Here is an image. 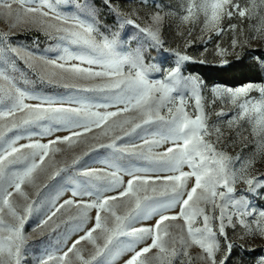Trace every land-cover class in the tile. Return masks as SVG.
<instances>
[{
	"label": "snow or ice",
	"instance_id": "snow-or-ice-1",
	"mask_svg": "<svg viewBox=\"0 0 264 264\" xmlns=\"http://www.w3.org/2000/svg\"><path fill=\"white\" fill-rule=\"evenodd\" d=\"M104 3L118 22L136 28L146 41L129 51L125 48L126 32H100L95 8L88 3H78L77 13L69 14L59 10V0L55 4L51 0H0V19L10 21L8 32H0V264H24L25 222L37 206L36 201L29 200L25 186H35L36 173L47 170L54 154L62 151L59 145L71 147L93 129H99L104 136L114 133L110 143L98 144L99 148L113 150L107 170L76 169L80 157L73 159L76 175L68 177L73 188L72 198L62 203L58 198L52 200L41 226L48 225L58 213L73 205L79 211L81 223L93 222L67 251L49 253L39 264H105L98 258L123 253L130 254L123 264H192L193 258L187 250L191 245L201 249L202 255L198 258L206 264H227L235 247L227 238V225L242 228L241 239L247 235L264 239V224L253 219L256 213L250 211L247 197L237 200L232 195L237 180L248 186V192L257 187L258 181L250 178L248 171L254 166L256 156L264 158V87L259 89V99L249 96L254 90L251 84L236 90L214 89L236 108V115L227 120L226 134L224 125L208 121L202 105L201 82L196 77L182 75L180 61H188V56L177 53L176 66L167 71L164 80L149 79L148 69L153 66L147 64L144 48L145 44L149 51L163 46L160 25L164 17L160 12L153 13L152 23L144 27L131 15L123 17L111 0ZM14 4L18 7H13ZM253 6H256L255 0ZM201 11L207 29L217 34L223 31L221 24L225 18L230 20L234 15L251 18V9L242 8L238 0H190L183 18L188 20ZM22 14L30 17L32 23L40 18L41 29H54L60 34L59 40L65 42L61 55L46 59L22 44L13 46L11 32L18 26ZM261 24L257 35L252 37H245L242 29L230 25V30L236 33L232 39L233 50L244 48L249 39H264V18ZM131 43L129 40V46ZM32 58L43 60L73 79L98 78L105 82L82 89L65 83V88L77 90L67 100L34 95L19 86L5 67L12 59L27 63ZM256 59L264 65V57ZM186 85L191 86L195 97L194 116L187 111L188 93L183 87ZM80 92L98 93L103 102H92L90 97L79 95ZM28 100L38 102L27 103ZM113 107L115 111L110 110ZM226 115L223 110L217 113L218 117ZM241 122L251 125L250 138L255 140V151L238 175L232 158L217 145H226L233 132L239 134L244 127ZM117 129L123 136L116 133ZM134 132L140 143L124 142L123 137ZM44 137H48L47 142H41ZM23 139L29 142L19 143ZM63 171H68L67 165L57 168L48 178L55 179ZM259 190L264 191V183L259 184ZM158 193L162 198H157ZM16 197L25 203H18ZM202 205L210 206L212 214ZM177 208L178 212H174ZM91 209H95L94 217L88 214ZM258 216L264 219V210ZM148 219L154 223L136 226ZM201 219L202 225L197 226ZM177 220L183 221L181 232L186 228L187 234V238L183 234L179 237L180 247L170 232L172 222ZM219 237L224 238L222 257L217 256L222 250ZM81 242L91 245L94 251L85 255L78 248ZM141 243L144 246L137 249ZM60 252L58 246L56 253ZM257 264H264V257Z\"/></svg>",
	"mask_w": 264,
	"mask_h": 264
},
{
	"label": "rangeland",
	"instance_id": "rangeland-1",
	"mask_svg": "<svg viewBox=\"0 0 264 264\" xmlns=\"http://www.w3.org/2000/svg\"><path fill=\"white\" fill-rule=\"evenodd\" d=\"M51 2L55 4L56 0H51ZM189 2L190 0H111L112 6L119 9L123 17L131 15L144 27L152 23L151 15L153 13L160 12L164 17L160 25L163 46L149 51L147 44H145L144 48L147 55V64L153 66L148 69L149 79L154 81L164 80L167 71L171 67L176 66L177 53L188 56V61H180L182 75L186 78L189 76L196 77L201 82L203 85L200 89L202 105L208 121L210 124L219 123L224 125L225 133L227 134V120L236 115V108L226 97H222L214 89L236 90L251 84L254 86V90L249 93V96L259 99L261 97L259 89L264 87V65H261L256 59L257 57H264V39H249L248 44L244 48L233 50L232 39L236 33L230 30V25H236L238 29H242L245 37L256 36V30L262 27L261 18H264V3H261V0H255L256 6H253V0H238L242 8L247 6L251 9V18L242 19L238 15H234L230 20L225 18L221 24L223 31L217 34L216 31L207 29L205 16L202 11L188 20L183 18L187 14L186 8ZM78 3H88L95 8L96 23L100 32L105 34L126 32L125 48L129 51L134 50L140 43L146 41L147 38L142 33H139L136 28L125 25L122 21L118 22V18L105 5L104 0H59L57 6L62 12L76 14L78 11L76 5ZM13 7H18V5L14 4ZM39 19L37 18V23H32L30 17L22 14L18 26L11 32L12 44L13 46L22 44L26 49L38 53L46 59H56L62 54V47L65 42L59 40L60 34L56 33L54 29H41ZM9 22L5 19H0V32H8ZM52 23L56 22L52 21ZM129 40L132 41L130 46L128 44ZM237 55L241 57L239 60ZM222 60H227V63H222ZM5 67L10 74L15 76L19 86L26 88L34 95L51 96L56 99L67 100L76 93V89L65 88V83L75 84L82 89L105 82V80L98 78L73 79L68 73L62 72L51 65H46L43 60L37 58H32L27 63L23 59H12ZM52 73H55V76H52ZM41 77L44 78L42 79ZM183 87L188 93L185 96L187 111L190 116H194L195 97L192 94V88L190 85ZM79 95L90 97L92 102H103L98 93L80 92ZM26 102L37 103L38 101L28 100ZM110 110L115 111L116 108L113 107ZM221 110L228 115L218 117L217 113ZM164 111L165 113L167 112L166 109ZM241 123H244V127L240 128L239 134L233 132L232 139L226 145H217L218 149L223 150L232 158V166L238 175L241 167L252 157L255 151V140L250 138L251 125L245 122ZM137 132H140V130L137 129ZM116 133L123 136V132L119 129L116 130ZM65 134L58 133V135ZM113 134L109 133V136H104L100 134L99 129H93L92 133L86 134L85 137L71 147L59 145L58 147L62 151L54 154L47 170L36 173L35 186H25L29 200L36 201L37 206L25 222L24 234L27 240L26 255L23 257L24 264H39V260L46 257L49 253L62 254L63 251H67V248L72 246V243L80 235L84 234L83 230L91 225L93 222L91 220L81 223L79 211L75 205L69 206L58 213L53 218V221L46 226H41V221L45 219L52 200L58 198L59 202L62 203L64 199L72 198L73 188L69 183L68 177L69 175H76V171H73L72 166L73 159L80 157V163L75 166L76 169L107 170V164L110 162L113 150L99 148L98 144L101 142L110 143V137ZM8 135L11 136L12 133ZM35 139H40V137H35ZM47 139L48 137H44L41 142H47ZM123 139L124 142L140 143L136 132L130 133L129 136H124ZM212 139L215 140V136ZM28 142L27 139L19 141V143ZM158 150L162 151L163 149ZM122 163H127V161H122ZM136 163L145 162L136 161ZM66 165L68 166V171L61 172L55 179L48 178L57 168L63 169ZM185 170H187L186 167ZM248 176L258 181L256 189L253 192H248V186L237 180L234 186L235 193L232 195L237 200L241 196H246L251 204L250 211L256 213L253 219L264 224V219L258 216V213L264 210V191L259 190V184L264 183V179H260L264 177V158L256 156V162L249 169ZM125 179L127 178L125 177ZM44 185H48V187L44 188ZM149 195L153 194L149 192ZM156 196L157 198H162L160 193L156 194ZM16 199L20 204L25 203L19 197H16ZM76 199L79 200L81 198L76 197ZM83 199L88 200L87 197ZM204 207L208 208L211 215L210 206ZM125 208L126 205L121 208V212ZM174 212H178V208ZM88 214L90 217H94L95 209L89 210ZM216 214H219L218 210ZM152 223H154L152 219L141 220L136 226H149ZM225 223L227 225V221ZM201 225L202 219L197 222V226ZM215 226L218 227V222ZM182 227L183 221L177 220L172 222V227L170 228L171 234L177 239V247H180L179 237L182 234L187 238L186 228L182 233ZM253 227H255L254 224ZM225 231L228 240L235 245L227 260V264H257L259 258L264 257V239L259 235H247L241 239L244 230L239 226L234 229L231 225H227ZM219 240L222 250L217 253V256L222 257L224 255V238L219 237ZM147 242L150 243V239ZM58 246L61 249L60 253H56ZM143 246V243L138 244L137 249ZM78 248L84 250L85 255L94 251L91 245L86 244V242H81ZM187 250L193 258L192 264H206V261L198 258L202 255V251L198 246L191 245ZM129 255V253H123L117 257H100L98 259L104 260L105 264H123V261Z\"/></svg>",
	"mask_w": 264,
	"mask_h": 264
},
{
	"label": "trees",
	"instance_id": "trees-1",
	"mask_svg": "<svg viewBox=\"0 0 264 264\" xmlns=\"http://www.w3.org/2000/svg\"><path fill=\"white\" fill-rule=\"evenodd\" d=\"M218 71H220V70H218Z\"/></svg>",
	"mask_w": 264,
	"mask_h": 264
}]
</instances>
